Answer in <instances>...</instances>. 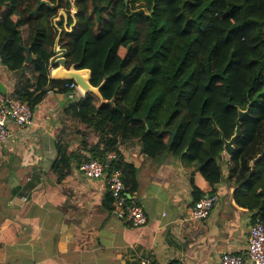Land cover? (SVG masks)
Masks as SVG:
<instances>
[{
	"label": "trees",
	"instance_id": "1",
	"mask_svg": "<svg viewBox=\"0 0 264 264\" xmlns=\"http://www.w3.org/2000/svg\"><path fill=\"white\" fill-rule=\"evenodd\" d=\"M46 1L51 5L0 0V61L12 71L30 67L36 75L33 83L16 89V97L34 112L49 90L76 91L67 86L74 80L51 77L58 27L68 67L91 69L94 86L108 76L100 89L107 102L82 93L68 106L78 133L85 137L93 131L98 141H82L87 157L58 143L52 166L57 177L71 172L73 160L100 159L108 173L122 170L133 194L136 168L121 159L119 146L138 138L147 156L170 153L193 167L213 187L209 194L225 179L226 164L236 203L255 212L253 222L259 218L264 224V0ZM61 10L68 26L76 19L72 30L64 29L63 17L58 27L54 24ZM240 109H248L242 135L224 163L222 136H234ZM113 151L118 157L107 161ZM203 196L194 185L193 204ZM104 202L111 212L109 191Z\"/></svg>",
	"mask_w": 264,
	"mask_h": 264
},
{
	"label": "crops",
	"instance_id": "2",
	"mask_svg": "<svg viewBox=\"0 0 264 264\" xmlns=\"http://www.w3.org/2000/svg\"><path fill=\"white\" fill-rule=\"evenodd\" d=\"M35 79L32 68L12 71L0 61V103ZM82 96L53 88L36 105L33 126L8 123L11 134L0 142V264H215L224 252L247 250L255 212L236 203L226 164L209 217L193 219V186L205 196L213 189L204 177L170 153L147 156L138 138L122 142L121 159L137 172L138 187L128 193L148 218L139 227L108 211L106 179L85 177L76 160L59 179L52 171L58 143L88 156L67 110Z\"/></svg>",
	"mask_w": 264,
	"mask_h": 264
},
{
	"label": "built area",
	"instance_id": "3",
	"mask_svg": "<svg viewBox=\"0 0 264 264\" xmlns=\"http://www.w3.org/2000/svg\"><path fill=\"white\" fill-rule=\"evenodd\" d=\"M52 70V69H51ZM69 89L81 91L76 82L67 83ZM12 121L21 128L34 125V112L27 102L16 96L7 97L0 103V142L5 141L11 134L8 123ZM117 153L110 152L107 161L116 159ZM106 161L90 159L79 165V170L89 179H106L108 191L113 198L111 214L132 226L139 227L147 223L144 207L131 201L123 181L121 169H114L108 173ZM24 201L27 198H23ZM217 194H208L196 201L191 209V218L205 219L209 217ZM215 264H264V224L257 218L250 227L248 247L245 252H224Z\"/></svg>",
	"mask_w": 264,
	"mask_h": 264
},
{
	"label": "water",
	"instance_id": "4",
	"mask_svg": "<svg viewBox=\"0 0 264 264\" xmlns=\"http://www.w3.org/2000/svg\"><path fill=\"white\" fill-rule=\"evenodd\" d=\"M42 2L51 5L49 1L42 0ZM127 2L128 0H126V3ZM73 11H72V15H74L75 12L77 11L75 6ZM62 17L64 18V29L72 30L76 24V19L70 26H68V15L65 10H61L59 12L58 16L54 19V24L57 26L58 21L62 20ZM62 33H63V29L61 27H58V35L56 37L54 44L53 56L50 58L49 61V66L52 69L51 77L56 80H65V81L74 80L77 83L80 90L82 91V93L84 94L94 93L101 99V103L107 102L104 99L103 95L101 94L100 89L102 85L105 83L108 76H106V79L99 86H94L91 83V78H92L91 69L89 68L78 69L75 63L72 64L70 67H68L67 66L68 50L60 45V38ZM33 60L34 58L32 57L31 50L27 48V61L31 62ZM248 109H246L245 111L241 109L239 110V116L237 118V126L234 136L230 140H227L225 135L222 136L225 142V146H224L225 152L229 156L233 155L235 151V142L237 138H239L242 135V118L247 114ZM175 135L176 133L173 132L171 143L174 141Z\"/></svg>",
	"mask_w": 264,
	"mask_h": 264
},
{
	"label": "rangeland",
	"instance_id": "5",
	"mask_svg": "<svg viewBox=\"0 0 264 264\" xmlns=\"http://www.w3.org/2000/svg\"><path fill=\"white\" fill-rule=\"evenodd\" d=\"M74 12V11H73ZM59 82V81H58ZM56 84H58L57 82H55ZM86 137V138H85ZM84 138L88 140V142L93 143V141H96L98 139L97 135L95 132L93 131H89L88 132V136H85ZM110 153V152H109ZM108 153V154H109Z\"/></svg>",
	"mask_w": 264,
	"mask_h": 264
}]
</instances>
